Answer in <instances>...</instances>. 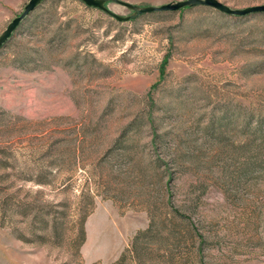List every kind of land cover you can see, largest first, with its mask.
Returning <instances> with one entry per match:
<instances>
[{
  "label": "rangeland",
  "instance_id": "1",
  "mask_svg": "<svg viewBox=\"0 0 264 264\" xmlns=\"http://www.w3.org/2000/svg\"><path fill=\"white\" fill-rule=\"evenodd\" d=\"M29 2L0 0V36ZM263 138L264 12L119 21L44 0L0 48V264H136L172 206L212 240L209 264H264Z\"/></svg>",
  "mask_w": 264,
  "mask_h": 264
},
{
  "label": "trees",
  "instance_id": "2",
  "mask_svg": "<svg viewBox=\"0 0 264 264\" xmlns=\"http://www.w3.org/2000/svg\"><path fill=\"white\" fill-rule=\"evenodd\" d=\"M264 140V138H263ZM173 205L171 202L169 203ZM174 207L171 213L170 226L164 222L162 226L167 227L165 236L156 238L151 237L154 231L153 224L139 234L136 238L135 247L133 246L132 260L136 264H145L143 261L145 256L157 253L156 259L159 262L171 264H209L206 260L205 250L210 248L212 240L202 232L192 221L191 217ZM83 240L85 238V230L82 231ZM160 243L159 248L153 249L147 245H140L141 242ZM140 243V244H139ZM155 253H154V252ZM126 259L123 256L120 261Z\"/></svg>",
  "mask_w": 264,
  "mask_h": 264
},
{
  "label": "water",
  "instance_id": "3",
  "mask_svg": "<svg viewBox=\"0 0 264 264\" xmlns=\"http://www.w3.org/2000/svg\"><path fill=\"white\" fill-rule=\"evenodd\" d=\"M44 0H30V2L25 7V10L21 16L16 18L12 21V23L9 24L7 29L4 31V33L0 36V48L9 40V38L12 36L13 32L16 30V28L20 25L21 21L26 18L32 11H34ZM84 2L87 6L98 8L100 10H103L105 12H108L111 16L116 18L119 21H129L131 19H135L138 16L145 14V13H152V12H159V11H178L181 8L184 7H192L197 5H204L208 6L214 9H217L223 13L229 14V15H247L250 13H256V12H264V6L259 7H252L245 10H231L225 5L221 4L220 2L216 0H188L185 2H179L171 5H167L161 8H140L136 6H132L130 4H125L117 0H81ZM108 1H116L129 9L133 10L134 13L128 17H121L119 15H115L111 12H109L104 4Z\"/></svg>",
  "mask_w": 264,
  "mask_h": 264
}]
</instances>
